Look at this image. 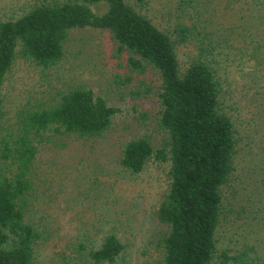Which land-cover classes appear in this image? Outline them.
<instances>
[{
    "label": "trees",
    "instance_id": "16d2710c",
    "mask_svg": "<svg viewBox=\"0 0 264 264\" xmlns=\"http://www.w3.org/2000/svg\"><path fill=\"white\" fill-rule=\"evenodd\" d=\"M150 2L138 0L143 9ZM157 18L129 0H45L0 22V88L18 59L45 72L65 58L73 31L107 32L130 76L151 70L159 80L163 139L157 146L148 136L126 141L118 165L130 175L151 161L168 165V187L154 211L164 229L160 264H264V0H162ZM183 45L193 51L182 65ZM228 74L245 83L246 105L235 112L250 113L257 137L246 135L243 154L257 151L241 169V137L221 80ZM118 112L78 85L28 101L5 124L0 92V264H39L50 244L48 264H129L119 216L94 214L61 232L54 215L40 209L36 182L45 143L62 149L64 139L104 137ZM226 223L237 230L229 238L235 245L219 251Z\"/></svg>",
    "mask_w": 264,
    "mask_h": 264
},
{
    "label": "rangeland",
    "instance_id": "374dc122",
    "mask_svg": "<svg viewBox=\"0 0 264 264\" xmlns=\"http://www.w3.org/2000/svg\"><path fill=\"white\" fill-rule=\"evenodd\" d=\"M44 1L0 0V22L21 16ZM129 2L159 23L157 13L162 0H151L144 9L138 0ZM66 49L65 58L45 72L33 63L17 60L0 88L4 123L13 121L19 108L28 101H47L78 85L90 87L119 112L104 137L89 141L64 139L66 146L62 149L50 142L43 145L37 165L39 181L37 175L36 182L41 191L39 207L54 215L61 232L74 228L79 219L91 221L94 214L119 216L114 220L120 223L119 234L126 241L125 258L129 264H160L159 238L164 229L154 218V211L168 187V165L151 161L139 175H130L118 165L126 141L148 136L157 146L163 139L159 128V80L151 70L145 75L130 76L125 57L118 55L115 43L104 31L89 28L73 31ZM192 51L188 45L179 48L182 65L189 61ZM221 80L241 137L242 150L237 156L241 169L247 160L256 157L257 151L252 148L250 153L246 150L243 154L248 146L246 135L253 136L252 139L257 137L247 121L250 113L247 110H241L240 114L235 112L246 105L245 83L238 75L228 74ZM136 91H140V98L132 95ZM94 176L99 178L96 185L90 183ZM100 194L105 197H99ZM91 202L95 204L91 206ZM34 210H38V203ZM231 226L226 223L218 232L219 251L235 245V241H229L230 237L236 238L237 233ZM53 247L50 244L42 248L37 257L39 264H48Z\"/></svg>",
    "mask_w": 264,
    "mask_h": 264
}]
</instances>
